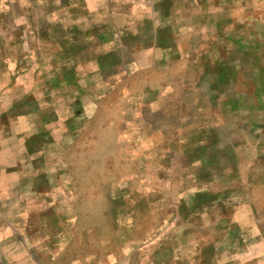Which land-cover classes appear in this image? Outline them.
<instances>
[{"label":"rangeland","instance_id":"1","mask_svg":"<svg viewBox=\"0 0 264 264\" xmlns=\"http://www.w3.org/2000/svg\"><path fill=\"white\" fill-rule=\"evenodd\" d=\"M0 264H264V0H0Z\"/></svg>","mask_w":264,"mask_h":264}]
</instances>
